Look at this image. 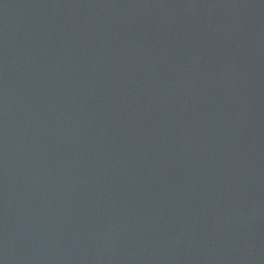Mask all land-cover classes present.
Returning a JSON list of instances; mask_svg holds the SVG:
<instances>
[{
    "label": "water",
    "instance_id": "water-1",
    "mask_svg": "<svg viewBox=\"0 0 264 264\" xmlns=\"http://www.w3.org/2000/svg\"><path fill=\"white\" fill-rule=\"evenodd\" d=\"M0 264H264V0H0Z\"/></svg>",
    "mask_w": 264,
    "mask_h": 264
}]
</instances>
